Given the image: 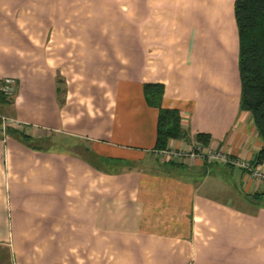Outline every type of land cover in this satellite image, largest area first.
I'll list each match as a JSON object with an SVG mask.
<instances>
[{
	"label": "crops",
	"instance_id": "obj_1",
	"mask_svg": "<svg viewBox=\"0 0 264 264\" xmlns=\"http://www.w3.org/2000/svg\"><path fill=\"white\" fill-rule=\"evenodd\" d=\"M234 2L0 0V82L16 83L0 96L12 120L0 125L10 264H264V196L251 198L264 182L160 154L143 94L163 84L162 107L182 116L188 134L170 149L204 133L207 147L255 161L263 141L239 109ZM74 10L86 32H58L81 22Z\"/></svg>",
	"mask_w": 264,
	"mask_h": 264
},
{
	"label": "trees",
	"instance_id": "obj_2",
	"mask_svg": "<svg viewBox=\"0 0 264 264\" xmlns=\"http://www.w3.org/2000/svg\"><path fill=\"white\" fill-rule=\"evenodd\" d=\"M234 18L238 32V72L240 79L239 109L250 113L263 146L255 155L252 167L264 161V0H235ZM61 82L60 80H57ZM60 92V88L58 89ZM164 85L144 83L143 94L146 103L158 110L156 124L155 150L169 149L171 139H182L188 131L182 126V116L176 108H164L161 105ZM0 96H3L0 93ZM23 139L32 137L18 131ZM196 142L208 146L210 135L197 133ZM264 192L254 193L251 198H260Z\"/></svg>",
	"mask_w": 264,
	"mask_h": 264
},
{
	"label": "built area",
	"instance_id": "obj_3",
	"mask_svg": "<svg viewBox=\"0 0 264 264\" xmlns=\"http://www.w3.org/2000/svg\"><path fill=\"white\" fill-rule=\"evenodd\" d=\"M15 88L16 83L12 77H5L0 82V93L6 97H10L15 91ZM11 122L12 120L10 118L0 114V125L3 131L10 126ZM159 153L177 161L188 162L197 158L207 162L224 161L242 168L252 178L264 182V169L259 166L252 167L251 163L245 159L233 157L222 149H211L207 146H202L198 142L188 150L169 148L159 151Z\"/></svg>",
	"mask_w": 264,
	"mask_h": 264
},
{
	"label": "rangeland",
	"instance_id": "obj_4",
	"mask_svg": "<svg viewBox=\"0 0 264 264\" xmlns=\"http://www.w3.org/2000/svg\"><path fill=\"white\" fill-rule=\"evenodd\" d=\"M75 19H81L80 23L82 24H74V26H63V27H59V31L58 32H72V33H85V10H74V16ZM109 27H107L106 29H108ZM127 32H128V26L127 27H123ZM14 93V92H13ZM13 95V94H12ZM0 114L4 115L3 112H1L0 110ZM6 116V115H4ZM7 117V116H6ZM252 178V177H251ZM253 180H257L255 178H252ZM0 264H10L8 257H7V253L5 251H1L0 252Z\"/></svg>",
	"mask_w": 264,
	"mask_h": 264
}]
</instances>
